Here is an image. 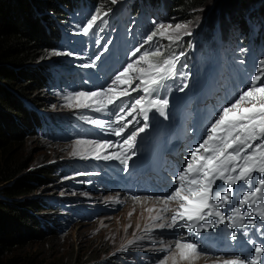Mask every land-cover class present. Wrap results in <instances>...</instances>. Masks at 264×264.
Returning a JSON list of instances; mask_svg holds the SVG:
<instances>
[{
	"label": "bare ground",
	"instance_id": "6f19581e",
	"mask_svg": "<svg viewBox=\"0 0 264 264\" xmlns=\"http://www.w3.org/2000/svg\"><path fill=\"white\" fill-rule=\"evenodd\" d=\"M101 2L107 3L102 0ZM125 2H132L133 7L137 10L136 14L139 15H129L126 21L117 20L116 13L114 11L116 8H113V5H110V7L104 10L108 12V15L110 14V17L98 20L97 24L94 25L87 34L83 32V28L87 26L91 18L96 14L98 6L91 0H73L70 6L72 11L69 13L65 12V15L68 17L67 21L71 23L68 24V26H70V28L73 26L81 34L85 43V51L81 53L85 60L78 62L75 66L77 79L73 82V84L67 87L68 94H74L79 91L103 90L104 88L111 86L115 76L110 74V69L107 70L106 67L108 64H112V66L116 65L124 69L127 63L138 58L143 51L153 50L157 47H160L164 53V56L161 57V59L168 57L177 59L176 75H178V77L168 79L174 82L170 85H166L165 82H163V88H171L176 86V82H180L185 88L193 89L195 87V82L198 79H203L204 77L202 74H200V71L205 67L210 66L213 68L211 71L212 76L206 77L204 90L209 95V92L217 89L218 95L215 96L217 97V103L228 104L230 102L226 99V92L236 90V87L232 84L225 83L226 79L220 77V68L224 67L225 63L227 62L233 64L236 61V58L241 59L244 57L254 58L259 55L264 56V37L261 35L259 29L257 30L256 28H252L245 35L233 31V29L231 30L232 32L228 34L229 30L223 31L221 30L222 27L219 26L217 28V32H214L213 36L209 40L211 42V53H205L204 56L198 54V59L196 61L189 59V56L186 55L183 57V59L186 60L187 63L186 65H182L179 57L171 55L172 53L169 51V46L171 43H168L163 47L159 45V37H154L151 43L148 40V37L154 31L153 28H156L159 24H166L170 20L171 22L177 21L168 19L169 14L166 11V8L168 9L167 0H126L121 2L123 3L122 6H124ZM219 2L220 1H217L218 9L224 6H222V4ZM121 3H117L114 6H118ZM212 9H215V7ZM215 10H217V8ZM139 16H142L145 21H147V24L141 20H137ZM111 22L113 23V28L109 27ZM194 22H189L187 24H195ZM105 23H108L107 28H104ZM150 25L152 26V29H149ZM66 36V32L61 33L59 31L58 39L61 46H66L68 44V40L65 39ZM79 41L80 40L77 42ZM138 47L140 48L141 52L137 53L136 57H132L130 55L131 52ZM194 50H196V48H194ZM221 53H225L223 54V57H220ZM83 64H93L94 67L90 68L91 71L89 73V68L81 67ZM240 76H242V74H240ZM183 79H186L185 83H183ZM138 84L139 81L133 83L134 89ZM123 87L127 88V85H124ZM129 91L131 92L130 96L121 98V100L126 102L124 109L125 114L130 110L134 99L144 95L142 91H134L132 89H129ZM153 98H157L156 93H153ZM193 99L194 98L191 96L186 101V107L184 110L185 117H187L186 109L189 112H200V107L197 104H191ZM188 101L190 102V106L187 105ZM116 103L119 104L121 101L118 100ZM113 108H115V105H110L106 113H98L95 111L91 112L90 110L85 109L83 110L84 116H79L76 118L55 115L52 118H48L46 123H39L38 126L42 132L39 136L45 137L51 142H76L77 140L90 139L93 141L115 144L122 142L125 139H122L124 135L131 134V123L133 125L134 131L147 125L144 127V131L140 132L137 136L135 147L132 149V153H134V155L129 153L132 158L128 161L127 165L121 164L119 160L114 159L100 161L95 159H80L71 161V165L74 167V172H99L106 175L110 179L109 184L85 182V184L88 185V187H86V189H88L87 195H89V193L94 194L93 192L102 195L107 193L114 194L111 187L116 186L122 191L123 194H126V196H117L115 200L123 202L125 201L123 197L134 198V200L127 201V207H136L133 209L134 211L138 210L139 208H145V210L149 209L153 212V219H155V217L158 215L162 217L164 214L162 212L163 201L169 197V193L167 191H170L172 188L175 189L176 186H174L172 182L170 187L166 180H159L151 175H146L148 173L145 164V160L148 157L147 150H149L155 144L157 138L163 141L161 136H164L165 129H172L174 132L179 131L184 133L185 130L193 131L198 126L199 129L196 132H199L204 128V126H201L199 123V115L196 116L195 122L200 125L192 126L188 129L183 128L182 116L179 122L175 125H167L166 120L162 119L160 115V118L155 120V115H153V113L156 110L152 109L148 112V119L146 121L144 120L143 115H138L136 113H134L132 116H127V119L124 121V123L128 125V121L130 122L128 131H124L120 136H116L113 134V129L119 128L120 125L110 123L114 119L112 112ZM87 116L90 117L88 118ZM93 116L95 118H92ZM175 117L176 116L174 114L171 115V119H174ZM89 119L103 120L105 121V126L100 127L98 125L92 124L90 122L91 120ZM155 129L159 130L157 132L159 137H156L154 140H152ZM257 143L259 142L257 141ZM167 146L171 148L172 154L179 159L180 166L178 167V170H183L185 160L181 158V153H175L173 147L170 145ZM117 151H119V149L114 148V152ZM117 167H121L124 172L119 173ZM170 167L171 166L168 168L169 174L171 172ZM155 170L158 171V169ZM155 183H158L160 186ZM221 183L222 182L217 181L218 185ZM73 187L81 188L77 186ZM225 187L227 186L225 185ZM240 188L241 186L239 184L233 186L232 198L234 202L243 194V191L248 190L247 188H244L238 193L237 189ZM140 197L147 198H144L143 201L139 199ZM76 198L80 199L74 200ZM105 199L107 201H112L108 199L107 195L104 197V200L101 203L102 205L106 204ZM150 199L160 200H158L159 202H151L148 201ZM84 204H91L93 206L91 210L85 211L88 215H92L97 218L101 213H103V211L99 210L97 206L93 205L91 197L88 196L82 198L79 196V192L75 193L74 196L69 198L67 201L55 199L50 202L48 207L54 206V210L60 211L59 218L63 220L65 226H69L70 223H67L68 220L69 222L71 220H77L82 214L81 212H78L73 215L70 208L78 207L81 210V207ZM232 206L233 205H225L221 211L227 216L230 214V208ZM175 207H173V209ZM245 211H247V206H245ZM171 217L172 216L170 213L169 220L163 219L162 221V223L166 225L164 227L165 230H158L160 235H162V238H168L169 241H173L175 247L174 254H172V252H170V250L167 248L162 249L164 254L170 252V258H172V262H170V264H208L214 262L206 261L201 257L191 258V260H189L187 263L178 260L180 259V255L176 249L177 242L185 243L187 239L191 238L196 239L202 249L201 252L197 251L196 254L207 255L212 258H219L217 261H220L217 264H223V262L227 260L239 259L243 261L241 257L242 252L240 250H236L235 244L239 234H244V232L240 230V227H238V232H235L234 228L231 227L230 222L217 223L215 217H209L206 221L199 222V224L191 222L193 224V227L191 228L183 226L184 221H179L175 226H169L171 223ZM139 218L140 216L126 217L124 219L126 221H123L122 224L125 226L130 222H138ZM245 219L246 217H244L243 228H252L253 226L251 225V222L246 221ZM111 221L119 222L118 218H114V220ZM228 232H231V234L234 232L236 234V238L233 239L232 235L228 234ZM253 235H255V233H253ZM228 253L230 254L228 255ZM246 255H248L247 252ZM142 257H147L148 262H144ZM154 258L158 259V256L136 254L133 256L134 261L132 263L126 264H153L155 263ZM253 258H255V256H251L250 259Z\"/></svg>",
	"mask_w": 264,
	"mask_h": 264
},
{
	"label": "snow or ice",
	"instance_id": "6c2138e0",
	"mask_svg": "<svg viewBox=\"0 0 264 264\" xmlns=\"http://www.w3.org/2000/svg\"><path fill=\"white\" fill-rule=\"evenodd\" d=\"M113 4L116 0H111ZM102 8V6H101ZM107 11L97 10L86 27L88 33L98 20L107 16ZM187 23L159 24L148 37L151 43L154 37H159L175 43L182 35H190ZM140 48L131 52L132 57L140 53ZM53 55H68L69 53L53 52ZM163 51L160 47L153 50L143 51L138 58L127 63L113 80L111 86L103 90L79 91L67 94L64 99L66 106L73 109H90L98 113H106L110 105L114 119L112 124H119V128L113 129V134L120 136L128 127L124 121L127 116L134 113L143 115L144 120L148 119V112L152 109L165 115L167 99L153 98V93L163 86V82L176 75V58H163ZM81 67L91 68L93 64H83ZM264 60L260 61L257 74L253 76L250 85L240 91L238 96L223 107L214 122L207 129L205 138L195 146L186 160L183 170L175 174L177 185L172 194L164 199L165 208L163 211H172L171 224L175 226L179 221H184L186 227H193L191 222L199 224L209 217H215L217 223L230 222L232 228H243L244 217L254 213L264 220ZM139 81L135 89L133 83ZM127 85V88L123 87ZM186 86V85H185ZM129 89L142 91V97L134 99L129 111L125 114L126 102L123 97L131 95ZM120 100L121 103L116 102ZM100 127L105 126V121L96 119L90 121ZM145 125L144 127H146ZM141 127L133 131L120 143H107L93 140H77L72 155L88 153L95 159H114L121 164L127 165L132 158L129 153L135 147L136 138ZM259 141V143H257ZM119 149V151L104 155L108 149ZM250 150V151H249ZM134 155V153H132ZM217 181L222 182L217 184ZM240 185L237 189L247 188L243 194L234 202L233 186ZM225 185L227 187H225ZM170 202L177 203L176 209H169ZM225 205H233L230 214L225 215L221 209ZM247 206V211L244 210ZM155 219H163L156 216ZM166 225L160 223L157 227L163 229ZM232 238H236L233 232ZM244 235H247L245 232ZM176 249L181 259L189 260L197 253L195 243L177 242ZM255 258L249 260L248 264H258L260 254L264 253V247L256 246L254 249ZM223 264H244L239 259L227 260Z\"/></svg>",
	"mask_w": 264,
	"mask_h": 264
},
{
	"label": "trees",
	"instance_id": "16d2710c",
	"mask_svg": "<svg viewBox=\"0 0 264 264\" xmlns=\"http://www.w3.org/2000/svg\"><path fill=\"white\" fill-rule=\"evenodd\" d=\"M72 1L0 0V264H42L22 254L21 250L29 245L31 238L42 240L53 232V228L63 227L59 222L62 219H52L60 211L54 210V206L48 207L46 203L49 202L42 197L27 199L28 204L19 202V198L30 196L40 186L45 187L51 173L47 170L49 167L30 172L32 161L20 152L30 139L24 135L25 132L29 134L30 131L29 135L37 138L33 133V124L39 125L37 114L28 110L42 103L46 113L54 112L48 106L51 101L45 100L40 92L46 81V69L38 70L33 65L43 63L47 58L51 61L57 59L52 54L57 52L53 49L59 38L57 27L66 22L64 14L72 11ZM91 1L102 6V10L111 5L106 0L102 1L107 3ZM216 1L224 5L217 15L222 18L225 30H229L228 34L234 29L245 35L256 28L264 37V0H167L166 11L172 20H185ZM133 8L132 2H128L127 8L116 14L126 21L129 15H139ZM215 13L208 14L203 24L205 28L201 34L208 42L216 28L213 25ZM141 17L137 20H143ZM184 48L194 49L192 43L180 44L177 41L170 44L169 51L171 55L179 56ZM47 53L48 56L45 55ZM82 114L77 113L73 118ZM72 214H76L75 210Z\"/></svg>",
	"mask_w": 264,
	"mask_h": 264
},
{
	"label": "rangeland",
	"instance_id": "374dc122",
	"mask_svg": "<svg viewBox=\"0 0 264 264\" xmlns=\"http://www.w3.org/2000/svg\"><path fill=\"white\" fill-rule=\"evenodd\" d=\"M110 2L111 5L116 3H121L126 0H116L113 4L111 0H106ZM122 4L118 6H112L116 9H121ZM222 4V3H220ZM110 7V6H109ZM213 7L217 10H211ZM107 9V8H106ZM106 9H101V6L97 7V10L104 11ZM217 1L209 4L206 10L201 12L196 11L191 15V18L185 20L179 18L175 22L168 21L167 24H172L175 26L177 23H189L194 22L195 24H188V31L190 35H182L179 40L180 44L192 43L196 51L201 53L209 54L211 53V42L205 39V36L201 33L205 28L203 25L206 21L207 15L218 12ZM65 18L68 20L67 15ZM110 17V14L104 16L103 19ZM141 21L147 24V21L141 17ZM170 19V16L169 18ZM221 17L217 15L214 19V26L216 27L214 32H217V28L222 27L221 30H225L224 23L221 21ZM62 23L61 27H57L61 33L66 32L65 39L68 40L66 46H61L59 39L54 43L55 51L61 53H69L68 55H59L57 59L51 61V59H44L43 63H34L33 67L35 69L45 68L46 81L44 83L42 96L45 100L51 101L48 103L49 108L54 112L46 114L44 106L42 103H37L38 107L33 108L28 111H35L38 118V123H46L48 118L53 116H66L74 117L75 114L83 112L85 109H73L66 106V100L64 97L68 94L67 87L77 79L75 66L78 62L84 61L85 58L81 54L85 51V43L81 34L72 26L70 22ZM108 27V23L104 24V28ZM149 29H152L150 25ZM156 28H153L155 30ZM194 30V31H191ZM196 30V31H195ZM80 40L79 42H77ZM160 46L170 43L167 40L158 38ZM163 51V50H162ZM49 55V53L45 54ZM187 55L186 50L181 51L179 54V59H182ZM43 65V67L41 66ZM134 89V87H133ZM39 101V100H38ZM90 110V109H87ZM91 112H94L90 110ZM84 114L81 115L83 117ZM92 118H95L94 116ZM95 120V119H89ZM33 133L37 136L36 139L31 137L33 134L24 135L30 139L25 142L24 147L21 150V154H25L27 159L32 161L30 172H37L36 169H42L49 167L47 170H51L50 176H48V182L45 187L40 186L38 191L32 193L30 196L19 198L20 203H27V199H35L42 197L47 206L51 201L55 199L67 201L72 198L75 193L79 192V196L82 198L91 197L93 205L97 206L99 210L103 211L97 218L88 215L85 211L91 210L93 206L91 204H84L81 207L80 212L81 217L77 220H71L69 226H65L63 221L59 222L63 225L60 228H53L51 233H48L46 237L42 240L37 238H31L29 245L23 250L22 254L29 256L31 259H35L38 263L49 264V263H61V264H126L132 263L133 256L136 254H148L149 256H158V259L154 258L153 264H170L172 258H170V252L174 254V244L173 241H169L168 238H162L158 230H165L157 227L162 223L163 219L169 220V215L171 211H163L165 205L163 203L162 212L163 219H153V212L149 209L139 208L134 211L132 207H127L128 200H134V198L123 197L125 201L119 202L115 200L117 196H123L122 191L116 187L112 186L111 189L113 193L94 194L89 193L87 195L86 187L88 183H102L109 184L110 179L99 172H74V167L71 165V161H76L80 159H95L93 155L88 153H83L82 155H72L76 147V142H51L45 137H40L41 129L33 124ZM88 136V135H87ZM90 140V139H89ZM114 153L113 149H108L106 152L102 153L108 155ZM20 154V155H21ZM97 161L104 159H95ZM52 165H59L52 168ZM73 186L81 187L76 188ZM1 191V190H0ZM121 193V194H119ZM108 195V199L112 201H107L105 199V205H102L104 197ZM144 198L139 199L144 201ZM138 199V198H137ZM160 199H150L151 202H159ZM87 201V200H86ZM178 206L175 203H169L168 208L173 209V207ZM28 208V206H26ZM34 211V210H32ZM34 213V212H32ZM167 213V214H166ZM101 216V217H100ZM140 216L138 222H130L123 226V221L126 217H137ZM59 218L56 214L53 218ZM114 218H118L119 222H112ZM168 224V222H167ZM46 229V228H45ZM47 230V229H46ZM165 236V235H164ZM167 248L170 250L169 253L164 254L162 249ZM117 254V255H115ZM114 255V256H113ZM180 257V256H179ZM204 258L206 261H214L208 264H217L219 258H212L207 255L196 254L192 258ZM144 262H148L147 257H142ZM181 262L187 263L189 260L178 259Z\"/></svg>",
	"mask_w": 264,
	"mask_h": 264
}]
</instances>
